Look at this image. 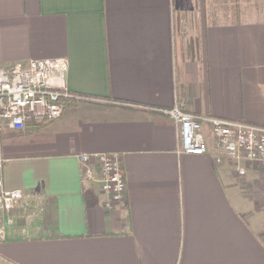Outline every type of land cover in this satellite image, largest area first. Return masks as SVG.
<instances>
[{
    "label": "crops",
    "instance_id": "obj_1",
    "mask_svg": "<svg viewBox=\"0 0 264 264\" xmlns=\"http://www.w3.org/2000/svg\"><path fill=\"white\" fill-rule=\"evenodd\" d=\"M258 2L238 0L235 21L228 0H0V67L66 58L83 96L53 121L2 127L4 187L27 198L4 221L0 264H264V218L243 192L259 170L217 160L208 130L204 154L178 152L164 112L179 101L264 125ZM81 153L119 154L113 208Z\"/></svg>",
    "mask_w": 264,
    "mask_h": 264
},
{
    "label": "built area",
    "instance_id": "obj_2",
    "mask_svg": "<svg viewBox=\"0 0 264 264\" xmlns=\"http://www.w3.org/2000/svg\"><path fill=\"white\" fill-rule=\"evenodd\" d=\"M67 68V59L62 57L37 58L26 64L14 62L0 67V136L5 125L22 129L27 121H53L62 114L68 100L83 98L68 89L65 82ZM164 112L177 125L178 152L204 154L208 147V130L217 160L223 155L242 159L264 172V125L198 115L184 110L179 101ZM78 159L83 177L96 180L105 192L106 208H113L125 198V175L119 154L81 153ZM3 163L0 141V239L4 237L7 215L27 198L19 188L4 187ZM246 170V166H242L237 173L245 175Z\"/></svg>",
    "mask_w": 264,
    "mask_h": 264
},
{
    "label": "rangeland",
    "instance_id": "obj_3",
    "mask_svg": "<svg viewBox=\"0 0 264 264\" xmlns=\"http://www.w3.org/2000/svg\"><path fill=\"white\" fill-rule=\"evenodd\" d=\"M238 1V0H237ZM257 3L260 7L264 5V0H258ZM219 2H214L212 4V10L213 11H219ZM233 2L232 0H228L227 6H228V13L230 15V12H233L232 10ZM238 5V3H237ZM198 6H200V3L198 2ZM202 6V4H201ZM224 6V5H223ZM222 6V11L224 10ZM228 15V16H229ZM230 19V16H229ZM256 170V169H255ZM251 176V175H250ZM247 182V181H246ZM244 185L243 192L245 195V199L249 201V203L253 206V210L256 213H259L261 217L264 218V172L257 171L252 173V177H249L248 182Z\"/></svg>",
    "mask_w": 264,
    "mask_h": 264
},
{
    "label": "trees",
    "instance_id": "obj_4",
    "mask_svg": "<svg viewBox=\"0 0 264 264\" xmlns=\"http://www.w3.org/2000/svg\"><path fill=\"white\" fill-rule=\"evenodd\" d=\"M232 2H233V5H232V10H233L232 15H233V19L235 21H237L238 20V5H237V0H232Z\"/></svg>",
    "mask_w": 264,
    "mask_h": 264
}]
</instances>
